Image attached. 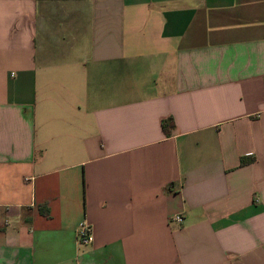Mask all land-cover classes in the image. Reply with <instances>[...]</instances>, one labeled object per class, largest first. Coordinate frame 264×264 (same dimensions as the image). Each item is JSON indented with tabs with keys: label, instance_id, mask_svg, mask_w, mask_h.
<instances>
[{
	"label": "crops",
	"instance_id": "obj_1",
	"mask_svg": "<svg viewBox=\"0 0 264 264\" xmlns=\"http://www.w3.org/2000/svg\"><path fill=\"white\" fill-rule=\"evenodd\" d=\"M0 264H264V0H0Z\"/></svg>",
	"mask_w": 264,
	"mask_h": 264
},
{
	"label": "built area",
	"instance_id": "obj_2",
	"mask_svg": "<svg viewBox=\"0 0 264 264\" xmlns=\"http://www.w3.org/2000/svg\"><path fill=\"white\" fill-rule=\"evenodd\" d=\"M174 221L179 224H182L184 221V218L182 215H177L174 217ZM92 241H93V236H92L91 227L87 224H84L79 230L78 242L79 244H82V245H89L92 243Z\"/></svg>",
	"mask_w": 264,
	"mask_h": 264
},
{
	"label": "trees",
	"instance_id": "obj_3",
	"mask_svg": "<svg viewBox=\"0 0 264 264\" xmlns=\"http://www.w3.org/2000/svg\"><path fill=\"white\" fill-rule=\"evenodd\" d=\"M163 131L165 135L171 136L173 129L175 128V123L173 119L165 120L162 124ZM252 161L249 159H242L241 166L249 165ZM40 213L46 218H50V210L47 206L40 207Z\"/></svg>",
	"mask_w": 264,
	"mask_h": 264
}]
</instances>
